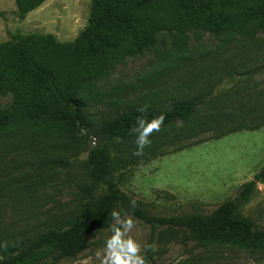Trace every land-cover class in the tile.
<instances>
[{
  "label": "rangeland",
  "instance_id": "374dc122",
  "mask_svg": "<svg viewBox=\"0 0 264 264\" xmlns=\"http://www.w3.org/2000/svg\"><path fill=\"white\" fill-rule=\"evenodd\" d=\"M91 1L46 0L20 19L15 0H0V42L34 32L72 40L88 23ZM254 36V41L242 37L221 43L201 32L161 31L154 49L127 60L101 81L100 91L83 97L84 121L77 128L42 122L0 139L3 228L31 236L50 226L64 227L86 198L104 191L90 177L85 160L92 146L104 140L105 124L127 107L163 108L171 98L184 95L209 102L197 119L156 133L139 156L132 154L135 148L125 150L115 142L119 185L129 203L135 199L137 206L157 217L209 213L234 197L264 166V125L221 137L194 128L204 118L263 107L255 103L264 96V33ZM226 96L216 108L211 105ZM9 100V94L0 93V108ZM46 159L68 163L41 165ZM113 210L133 216L131 235L141 245L153 239L155 251L144 252L147 264H264V250L204 248L177 225L160 224L152 235V226L131 214L125 202ZM241 211L264 228V181L257 183ZM107 228L89 236L87 246L74 257L55 259L48 254L22 264H100L97 254Z\"/></svg>",
  "mask_w": 264,
  "mask_h": 264
},
{
  "label": "trees",
  "instance_id": "16d2710c",
  "mask_svg": "<svg viewBox=\"0 0 264 264\" xmlns=\"http://www.w3.org/2000/svg\"><path fill=\"white\" fill-rule=\"evenodd\" d=\"M45 1L15 0V13L23 19ZM161 31L201 32L221 43L242 37L254 41V35L264 33V0H92L88 23L72 40L34 32L0 42V93L10 95L0 108V139L42 122L77 128L84 121L83 97L100 91L101 81L127 60L154 49ZM227 98L211 105L216 108ZM208 103L196 95L173 97L163 108L127 107L107 122L102 130L104 140L92 146L85 160L90 177L104 191L86 198L64 227L50 226L26 236L3 228L0 222V264L33 262L48 254L55 259L76 256L87 246L89 236L111 224V212L121 201L131 214L152 226V235L160 224L177 225L186 228L188 237L204 248L228 245L264 250V228L241 211L257 183L264 181V166L240 185L234 197L209 213L152 216L140 206L131 207L119 185L115 142L125 150L135 148L131 129L138 117L151 119L162 114L161 132L197 119ZM260 104L262 109L223 113L214 120L204 118L194 131H214L215 137H221L259 128L264 125V96L255 103ZM67 163V159H46L41 165Z\"/></svg>",
  "mask_w": 264,
  "mask_h": 264
},
{
  "label": "clouds",
  "instance_id": "9594fccd",
  "mask_svg": "<svg viewBox=\"0 0 264 264\" xmlns=\"http://www.w3.org/2000/svg\"><path fill=\"white\" fill-rule=\"evenodd\" d=\"M163 115L148 119L145 116L138 117L134 127L131 129L135 136V149L133 155L142 154L146 145L151 143L150 135L152 132H158L163 123ZM131 207L136 206L135 199L130 201ZM111 216L114 223L108 225L107 233L103 238L101 253L97 255L100 258V264H147L144 252L148 250L155 251L154 243H141L131 235L134 218L128 213L121 214L118 210H113Z\"/></svg>",
  "mask_w": 264,
  "mask_h": 264
}]
</instances>
